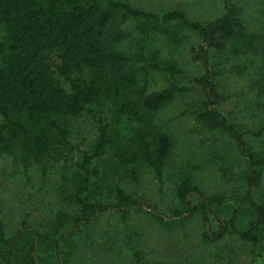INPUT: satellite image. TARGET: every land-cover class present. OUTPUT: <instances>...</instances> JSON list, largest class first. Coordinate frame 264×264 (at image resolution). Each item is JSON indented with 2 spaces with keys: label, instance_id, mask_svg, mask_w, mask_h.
I'll use <instances>...</instances> for the list:
<instances>
[{
  "label": "trees",
  "instance_id": "obj_1",
  "mask_svg": "<svg viewBox=\"0 0 264 264\" xmlns=\"http://www.w3.org/2000/svg\"><path fill=\"white\" fill-rule=\"evenodd\" d=\"M0 18L9 24L11 39L9 46L0 43V155L11 153L25 167L46 157L56 161L68 158L72 153L71 118L106 102L111 103L114 114L113 118H105L93 152L85 155L82 173L75 179L76 192L71 198L80 207L78 213H62L48 224L50 233L33 228L35 239L27 252V264H61L74 226L90 223L107 211L117 209L127 219L141 202L122 183L127 179L138 181L143 167L152 169L160 182L164 179L173 140L158 129L154 114L175 97L178 88L167 86L149 92L147 75L141 81L139 70L130 63L131 57L124 49L125 41L132 36L125 25L132 19L141 22L138 27L144 34L161 33L175 40L187 27L198 35L201 43L196 56L205 74L196 79L204 93L197 117L211 130L233 138L248 167L243 175L248 183L244 193L208 197L187 177L177 187L181 206L171 216L150 205L147 212L170 224L185 213L200 210L208 223L210 213L218 216L215 206L236 200L239 206L230 219L217 231L206 227L204 238L216 241L231 230L251 243L256 252L264 224V201L255 191L263 177L264 151L254 149L240 126L219 111L224 97L211 61L214 51L223 52L245 33V22L235 6L227 1L221 16L202 22L190 19L181 9L149 11L119 0H0ZM249 44L250 49L264 53V39ZM146 48L138 46L139 60L147 58ZM55 52H59V63L51 59ZM149 58L154 68L161 67L158 50H153ZM235 68L237 73H244L242 65ZM167 69L177 72L173 65ZM77 71L79 75L75 76ZM253 85L264 88V75ZM105 151L110 153L107 169L92 162ZM107 191L113 195L112 200ZM195 192L201 195L198 204L191 201ZM244 204L252 209V215ZM22 232L20 229L10 244L0 217V256L5 259L0 264H17L11 259ZM50 239L55 245V262L43 250Z\"/></svg>",
  "mask_w": 264,
  "mask_h": 264
},
{
  "label": "rangeland",
  "instance_id": "obj_2",
  "mask_svg": "<svg viewBox=\"0 0 264 264\" xmlns=\"http://www.w3.org/2000/svg\"><path fill=\"white\" fill-rule=\"evenodd\" d=\"M119 1L149 11L181 9L190 19L202 22L221 16L227 1L238 9L246 26L244 35L232 41L223 52L214 51L211 57L218 71L216 83L224 97L219 111L240 126L245 140L254 149L263 152L264 88H255L253 84L264 75V53L250 49L249 42L264 39V0ZM138 24L141 22L132 19L125 25L132 36L125 41L124 49L131 57L130 63L139 70L141 81L147 75L149 92L167 86L178 88L175 97L154 114L158 129L171 135L173 140L164 179L160 182L152 169L143 167L138 181L127 179L122 183L141 202L127 219L117 209H112L77 227L70 221L75 229L68 237L61 264H264V224L256 252L251 243L231 230L216 241L204 238L206 227L217 231L222 222L230 219L239 206L236 200L215 206L218 216L210 213L208 223L200 210L185 213L170 224L147 212L150 205L171 216L181 206L177 187L187 177L208 197L235 191L244 193L248 183L243 175L248 167L233 138L225 132L211 130L197 117L204 93L196 79L205 74L204 65L196 56L201 43L198 35L185 27L173 40L161 33L144 34ZM0 43L11 44L9 24L1 18ZM139 45L147 46L145 60L138 59ZM153 50H158L160 68L151 65L149 57ZM51 59L59 63V52L53 53ZM168 65H173L177 72L173 74L167 69ZM237 65L243 66V74L235 71ZM78 75L77 71L75 76ZM113 116L112 105L106 102L90 106L81 116L71 118L72 153L68 158L56 161L46 157L25 167L11 153L0 155V217L10 244L16 233L23 231L15 244L13 262L27 264V252L33 248L35 239L34 229L50 233L48 224L62 213L72 216L78 213L80 207L71 198V193L76 192L75 179L82 173L85 155L93 152L105 118ZM92 162L107 169L109 151L93 157ZM262 171V181L255 194L264 201V168ZM109 185L112 186L111 182ZM109 196L112 200L113 195ZM200 197L195 192L191 201L198 204ZM144 202L146 205H142ZM244 208L253 214L248 205L244 204ZM43 250L55 262V245L51 239ZM4 261L0 256V263Z\"/></svg>",
  "mask_w": 264,
  "mask_h": 264
}]
</instances>
